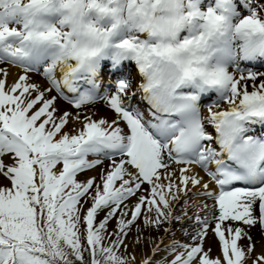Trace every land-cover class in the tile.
Wrapping results in <instances>:
<instances>
[{
	"label": "snow or ice",
	"instance_id": "6c2138e0",
	"mask_svg": "<svg viewBox=\"0 0 264 264\" xmlns=\"http://www.w3.org/2000/svg\"><path fill=\"white\" fill-rule=\"evenodd\" d=\"M241 4L0 0V62L23 69L11 85L0 78V177L11 184L0 186V264H160L161 251L168 264H264L249 235L264 232V71L240 66L264 59V0ZM104 61L133 62L139 82L129 69L101 93ZM38 70L49 87L31 82ZM97 100L113 119L82 112ZM70 121L80 127L64 131ZM190 185L213 204L181 205ZM175 224L189 242L149 237L139 262L119 253L133 227L140 245L143 230L167 236ZM209 231L219 257L204 247Z\"/></svg>",
	"mask_w": 264,
	"mask_h": 264
},
{
	"label": "rangeland",
	"instance_id": "374dc122",
	"mask_svg": "<svg viewBox=\"0 0 264 264\" xmlns=\"http://www.w3.org/2000/svg\"><path fill=\"white\" fill-rule=\"evenodd\" d=\"M210 0H202V7H206L208 4H209ZM236 3L238 5V10L240 11H244V8L241 4V0H236ZM126 63H129V62H122V64L120 65L121 67L125 66ZM7 64V63H4V65ZM3 64H1L0 66H4ZM10 65V64H8ZM13 67L16 66V65H12ZM240 66L241 68H252L254 70H257V71H264V59H258L257 61H252V62H249V61H243V62H240ZM18 67L19 70H17V72L20 71V67L19 66H16ZM105 69V70H104ZM131 70V78L133 80V84L135 85V83H137L139 81L140 78H134L135 76H133L134 74V70L136 69L135 66H134V63L132 62V64H130V66L128 68H124L123 70L119 71L118 69H114L112 68V65H111V62L110 61H104L102 62V65H101V72H100V80L99 82L101 83V93L104 91V88L103 86L104 85H108L112 82L115 81V79L117 77H121V76H124L126 74V70ZM231 70V69H230ZM41 71L42 70H38L37 72H34L36 73V77L38 79H40L41 81H43L42 83H44L43 85L41 84V88L44 89V88H47L49 87L46 79L42 76L41 74ZM16 72V73H17ZM21 75V74H20ZM115 75V76H114ZM19 76V75H18ZM17 76V77H18ZM109 78L111 80H106V78ZM139 77V76H137ZM0 78H5V77H1ZM7 82V81H6ZM34 83V81L32 82ZM9 85V84H8ZM38 86V85H37ZM39 87V86H38ZM252 89L249 88V91H251ZM50 95H56V93L53 91L50 93ZM207 101H202V106H201V114L202 115H205V112H207V107H205V103ZM224 108H227V105H223ZM65 110H69V111H74L73 109L71 108H68L65 109ZM82 112L83 113H89V112H95V117L96 119H99L101 117H107L109 120L113 119L114 118V113L112 111H110L107 107H106V102L103 101V100H97L95 102V105L94 106H86L85 108L82 109ZM70 123V122H69ZM69 123L68 125L66 126L65 128V131H70L72 129V125L69 127ZM209 131L211 130L210 128L208 129ZM4 162L5 163H11V160L7 157L4 158ZM106 163V164H105ZM108 161L105 160L104 161V165H107ZM176 167V166H175ZM198 167V166H196ZM198 169L201 171L202 175L204 176L202 179V182L204 181V183H206V181L208 182L209 178L206 173L198 167ZM94 170V169H93ZM100 172V168L97 167L95 168L94 170V173L92 174V177L94 176H98V173ZM177 174H179V172L177 171ZM179 176V175H178ZM206 176V177H205ZM211 182V181H210ZM215 184V183H214ZM0 186H3V187H11V184H10V181H8L6 178H3V177H0ZM191 187V185L189 186ZM202 189L201 188H198V187H191V193H189V196L188 197H182L183 199H181V205H183V201L184 199H188L189 200V204L190 205H202L203 203H207L208 202V205L211 203L212 205V201L211 200H205V198L203 197H199L197 195H193L194 193H197L199 191H201ZM183 196V194H181ZM197 196V198H200L199 200H196V202H192V199H193V196ZM204 199V200H203ZM133 202V203H132ZM135 203V198H132L131 200H129V204H134ZM88 205H85V208L87 207ZM202 208V207H201ZM200 208V213L202 211V209ZM180 211V209H179ZM206 210H203L202 211V215H203V212L205 213ZM197 212V208L195 207H191L189 209V215H194L195 213ZM179 214V213H178ZM103 215V214H101ZM139 223V221H138ZM190 223V221L188 222ZM187 226V225H186ZM214 226V225H213ZM113 227V225H109V230H111ZM141 227L143 228V226L141 225ZM81 231H83V225L81 224ZM152 232H154L155 230H151ZM257 231V232H256ZM178 232V233H177ZM176 233V235L174 234ZM173 234L171 235H167V241L165 242L167 245H170L174 240L175 241H178L180 240L181 242H189L188 239L185 237V235H180V233L182 234L183 232L181 231H175ZM209 235H212L211 231H209ZM178 235V236H177ZM249 235L252 237V241L254 242V245L258 243V240L260 242V239L261 237L263 238L264 237V232H262L260 230V226L257 225L253 228H251V230L249 231ZM164 237V236H163ZM165 239V237H164ZM185 239V240H183ZM246 240V239H245ZM247 241V240H246ZM257 241V242H256ZM242 242H244L243 240L240 242L241 244H243ZM248 242V241H247ZM105 243H107V240H105ZM125 243L128 245L127 249H124V248H121L119 249V253L122 255V256H130L132 255L131 253V248H130V243L126 240ZM245 243V242H244ZM247 244V243H246ZM217 250V253H218V249ZM220 251V249H219ZM71 258V257H70ZM172 255L170 253H162L160 255H157L156 256V260L160 262V264H168V262L172 259ZM142 260V258H141Z\"/></svg>",
	"mask_w": 264,
	"mask_h": 264
},
{
	"label": "bare ground",
	"instance_id": "6f19581e",
	"mask_svg": "<svg viewBox=\"0 0 264 264\" xmlns=\"http://www.w3.org/2000/svg\"><path fill=\"white\" fill-rule=\"evenodd\" d=\"M1 64H3L4 65V63L3 62H0V65ZM130 64L131 63H128V64H126L125 65V68L127 67V66H130ZM0 67H2V66H0ZM4 68H6L7 69V72H8V75L5 77V79H6V83L7 84H9V85H11L12 83H14L16 80H17V76L18 75H20V74H23V69L22 68H20V71L19 72H17V70H19L18 69V67H16V66H12V65H8V64H5L4 66H3ZM105 70V69H104ZM17 72V73H16ZM36 73H31L30 74V76H31V82H33L34 81V83L36 84V85H38L39 87L41 86V84L43 85L44 83H42L43 81H41L40 79H38L37 77H36V75H35ZM59 75V73L57 72V76ZM99 77H97V79L99 78L100 79V77H101V75H100V72H99ZM0 76L1 77H4L2 74H0ZM115 76V75H114ZM133 76H135L134 78H140V77H137V76H139L138 75V71H137V69H135L134 70V74H133ZM108 81V80H111V79H109L108 77L105 79V81ZM140 80V79H139ZM99 81V80H98ZM139 82V81H138ZM136 84V83H135ZM41 88V87H40ZM104 88V87H103ZM42 89V88H41ZM58 107L61 109V111H63V110H65V109H67V107L68 108H70V106L67 104V103H65L64 101H62V100H58ZM201 105H202V103H201ZM200 105V106H201ZM73 126L72 127V129L75 127V128H79L80 127V124H78V123H75V122H73V121H70V123H69V127L70 126ZM64 131H65V129H64ZM218 147V146H217ZM90 160L91 159H94L95 157H93V156H89L88 157ZM106 164V163H105ZM173 167H175V165H173ZM191 167V169H192V172L190 173V174H193V175H196L198 178H203L204 176L202 175V173H201V171L198 169V167H196V166H190ZM210 167V169L211 170H214V166H212V165H210L209 166ZM95 170V169H94ZM94 170H89V171H87V172H85V173H82V174H79L78 175V177H77V179L79 180V181H85L87 178H89V177H92V174L94 173ZM179 174H177V176H178ZM206 177V176H205ZM203 180V179H202ZM209 181L207 182L206 181V183H210V190H212V191H214V192H216V191H218V189H217V187H216V185H214V182H210L211 180H210V178L208 179ZM178 182V181H177ZM204 182V181H203ZM192 187V186H191ZM190 187V188H191ZM193 196V195H192ZM182 197H184V196H182ZM185 198V197H184ZM183 199V198H182ZM200 198H197V196H193V199H192V202H196V200H199ZM204 200V199H203ZM133 203V202H132ZM207 204H208V202H207ZM213 204V203H212ZM209 206H211V203L209 204ZM202 209V211L204 210L203 208H201ZM179 213V209L177 210V214ZM179 228H180V226H179V224H175V225H173V229H174V231H173V233L175 232V231H180L179 230ZM247 230V229H246ZM257 232V231H256ZM178 233V232H177ZM212 233V232H211ZM175 235H176V233H174ZM210 234V233H209ZM180 235L182 236V235H184L183 233L181 234L180 233ZM136 236H137V231H136V229H135V227H133V229H132V231H131V233L129 234V236H128V238H127V241L130 243V248H131V253L132 254H134L135 256H136V259H137V261L139 262V261H141V258L143 259L144 257H143V253H145V252H147L148 251V246H147V238H149V237H152V238H155V237H165V239H164V237H163V245L164 246H167V244L165 243L168 239L166 238L167 236H165L164 234H163V232L161 231V232H157V231H154V232H152L151 231V229H145V230H143V237L145 238L144 239V242L142 243V244H140V245H136L135 243H134V241H135V238H136ZM178 236V235H177ZM183 240H185V239H183ZM179 242H181L180 240H178ZM244 242H242L243 244H245L246 245V243H248L246 240H243ZM257 242V241H256ZM173 243V242H172ZM171 243V244H172ZM204 247H205V249L207 250V249H211V255L213 256V257H219L220 255H221V253H220V251H219V245H218V241H217V239L214 237V235H213V233H212V235H208V238H207V240H206V242H205V244H204ZM216 249H218V253H217V250ZM162 253H166V252H164V251H161L158 255H160V254H162ZM260 253H264V237L262 238L261 237V239H260V242H259V240H258V243L257 244H255V254H260ZM249 264H251V261H249Z\"/></svg>",
	"mask_w": 264,
	"mask_h": 264
}]
</instances>
